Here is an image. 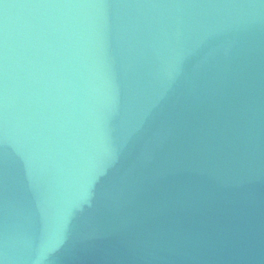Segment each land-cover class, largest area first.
Returning a JSON list of instances; mask_svg holds the SVG:
<instances>
[{
    "label": "water",
    "instance_id": "95a60500",
    "mask_svg": "<svg viewBox=\"0 0 264 264\" xmlns=\"http://www.w3.org/2000/svg\"><path fill=\"white\" fill-rule=\"evenodd\" d=\"M174 61L156 162L60 264H264V0H0V264L57 242L95 125L134 120Z\"/></svg>",
    "mask_w": 264,
    "mask_h": 264
},
{
    "label": "clouds",
    "instance_id": "9594fccd",
    "mask_svg": "<svg viewBox=\"0 0 264 264\" xmlns=\"http://www.w3.org/2000/svg\"><path fill=\"white\" fill-rule=\"evenodd\" d=\"M184 78V68L172 62L162 86L142 105L135 119L118 130L112 120L119 116L110 104L107 114L93 130V146L73 160L66 186L58 203L62 226L55 244L34 253L33 264H60L64 254L95 237L93 216L97 207L122 194L124 181L133 167L156 162L168 139L165 113ZM20 241L14 243L15 249Z\"/></svg>",
    "mask_w": 264,
    "mask_h": 264
}]
</instances>
